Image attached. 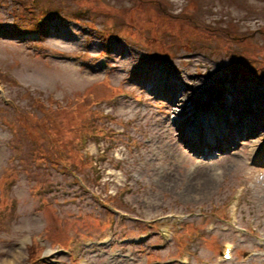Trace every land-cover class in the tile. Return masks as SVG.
Listing matches in <instances>:
<instances>
[{"label":"rangeland","instance_id":"obj_1","mask_svg":"<svg viewBox=\"0 0 264 264\" xmlns=\"http://www.w3.org/2000/svg\"><path fill=\"white\" fill-rule=\"evenodd\" d=\"M21 2L15 1L17 12L27 15H21L17 24H8L9 1L0 0V25L14 29V32L32 30L35 28L33 18L39 16L41 19L50 17L47 24L54 29L46 27L49 36L43 38L41 33L40 41L34 43L0 38V78L15 103L3 105L0 102V264L6 259L14 264H30L34 253L40 252L34 244L36 235H47L50 245L43 243V250H46L52 243L61 245V241L72 236L79 226L80 233L85 236L91 229L88 225L93 222L99 226L95 234H100V229L108 223L115 232L148 231L143 225L128 220L119 223L116 216L113 221L106 219L113 216L100 206L92 193L102 198L110 197L113 204L145 216L147 220L172 209L203 210L205 216L190 219L185 228L187 231L190 227L195 232L191 240L195 252H191L190 264L214 260L226 241L235 245L237 255L243 251L264 253V241L260 243L254 238L264 240V161L255 162L251 157L249 164L257 166L252 169L231 154L234 149L246 157L251 156L250 151L254 155L258 153L263 141L262 130L246 139L237 138L233 148L208 164V161L196 158L180 141L177 131L180 125L176 123L181 102L177 99L179 92L186 86H193L188 92L194 94L190 98L188 93L184 96L188 100L208 92L201 100L203 104L215 95L216 84L223 76L233 78L245 87L242 100L238 101L237 97L232 102L234 107L247 105L255 112V121L264 113V104L259 105L255 96L264 98V86L244 82L239 71L230 69L229 64L236 61L231 58L230 51L236 47L233 54L240 62L238 65L250 69L255 83L264 84V71L257 75L258 70L264 68V0H110L103 5L104 10L92 9L90 12L84 11L89 0H26L31 5L30 13L20 10ZM177 12L185 14L170 21L172 24L176 21L179 28L183 26L179 21L181 18L183 22L195 18L203 28L186 23L199 35L207 36L205 29L208 32L232 31L237 35L227 33V41L214 34L210 35L212 40H189V49L177 45L172 56L158 58L155 53L163 56L161 50L173 51L166 46L164 31L176 27L165 26L163 19L167 13ZM95 13L99 18H93ZM84 14L87 24L72 21H81ZM62 16L59 21L54 19ZM95 20L109 27L107 32L113 36L108 40L110 47L101 45L107 41L99 35L103 25ZM93 21L96 30L88 29L95 26ZM119 35L122 39L115 37ZM123 41L130 46L123 45ZM176 42L185 44L186 40L177 39ZM222 42H226L227 50L221 46ZM216 45H220L219 49ZM141 47L151 51L144 54ZM240 47L248 49L238 50ZM47 50L80 58L64 60L59 56L50 57L48 52L42 55ZM189 50L192 53H188ZM180 54L193 55L190 56L192 61L185 60L186 56L179 57ZM247 57L257 63L252 65L250 59L247 63ZM97 66L99 71L94 72ZM252 78L249 79L253 82ZM156 84L160 85L161 93L174 101L160 93L154 97L147 93L148 88L156 90ZM204 87L209 88L202 91ZM116 91L130 92L132 96L122 94L117 99L123 100L113 104L110 95ZM101 94L110 98L102 100ZM52 111L58 115L60 124L50 122L46 127L58 132L57 138L63 149L73 145L72 150L81 158L77 160V167L69 165L81 172L92 187L89 191H84L68 175L61 164L59 150L54 147L56 156L46 157L36 151V144L40 145L39 149H46L44 143L48 141L43 137L42 129L38 131L41 126L32 120V115ZM103 114H107V118ZM6 122L18 123L27 132L28 137H22L17 147L13 146V133ZM81 124L86 129L84 132L91 135L84 150L77 148L78 135L72 142V134H76ZM75 128L77 130L73 131ZM49 141L53 140L49 138ZM41 152L47 154L46 150ZM165 156L174 161L171 175L175 171L176 179L181 178L186 168H192L196 160L206 165L198 168L197 176L216 169L208 191L189 197L192 194L181 192V186H174L175 179L170 176L164 174L159 181L154 166L161 169L162 164L167 163ZM69 157H72L71 153ZM176 158L181 159L179 163ZM126 186H131L132 190L127 192ZM232 205L237 207L235 221L228 217ZM210 220H220V223L216 225L217 231L208 234L202 227ZM67 221L70 227L73 224L78 227L67 230ZM148 248L126 245L124 250L134 254L136 264L177 251L176 243L152 254L146 252ZM61 253L57 255L62 256ZM94 258V254H89V261ZM61 259L60 264H69L68 256L63 255ZM253 259L251 264H259L264 257ZM36 264H40L38 260Z\"/></svg>","mask_w":264,"mask_h":264},{"label":"bare ground","instance_id":"obj_2","mask_svg":"<svg viewBox=\"0 0 264 264\" xmlns=\"http://www.w3.org/2000/svg\"><path fill=\"white\" fill-rule=\"evenodd\" d=\"M182 92H183V90L180 92V95H182ZM255 96L258 99L257 103L259 105L264 104V98L261 95L256 94ZM189 106H190L189 104H184L183 107L181 108V112L185 113ZM249 113L250 112L248 110V106L244 105L242 110H240V111L238 110V111L234 112L235 118L240 119L239 127L234 128V129H232V128L226 129V126H224V124L222 123V118L219 116L217 110L214 107H212V108L209 107L207 112L205 113L206 119L203 118V120L205 122H207L206 123V126H207L206 134H207V136L212 138V139L215 138L214 142H217V140H221V136L223 138H225L226 140L231 141L232 140V138L230 137L231 134H234L237 137V136L242 135V134H248L249 135V134L256 133V132L260 133L259 131L262 130L261 134H263V135L261 138H263L264 137V113H262L259 116L258 120L254 121V123H255L254 127L251 126L249 123H245V122L241 121L244 118H249ZM257 121H258V123H257ZM190 122H192V121H189L188 125L190 124ZM195 123L197 124V121ZM222 125L225 128H223ZM195 130L199 131L198 127H196ZM185 133H187V132H185ZM192 141H190V144L192 143ZM199 152H201V148L199 149ZM165 159L167 160L166 168H165L166 173H167V171L170 173L173 172L174 161L171 160L170 156H166ZM180 160L181 159L176 158L177 163H179ZM215 170L216 169L204 172L201 176L198 175L195 178H191L190 176L185 175L180 179L174 178V176H175V171H174V174L171 175L170 178H172L173 180L175 179L174 183H173L174 186H178V187L181 186L182 187V188L181 187L179 188V190L181 192H183L184 194H187V195L192 194V195H189V197H190V196H195L198 193L204 194L205 192L208 191V189L212 185V182L214 181V177L216 176ZM176 180H177V182H176ZM191 198H193V197H191ZM2 264H14V263H13V261L6 259L3 261Z\"/></svg>","mask_w":264,"mask_h":264}]
</instances>
